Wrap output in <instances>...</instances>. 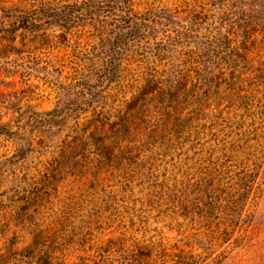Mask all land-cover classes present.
<instances>
[{"label": "rangeland", "instance_id": "374dc122", "mask_svg": "<svg viewBox=\"0 0 264 264\" xmlns=\"http://www.w3.org/2000/svg\"><path fill=\"white\" fill-rule=\"evenodd\" d=\"M127 1L158 24L124 45L109 107L77 98L75 79L96 77L80 66L104 53L85 17L45 43L0 36V264L41 251L56 264H264V30L243 31L251 0ZM38 2L0 0V20ZM171 74L194 87L176 112L150 97L130 133L108 125L97 149L68 146L95 131V107L110 119Z\"/></svg>", "mask_w": 264, "mask_h": 264}, {"label": "trees", "instance_id": "16d2710c", "mask_svg": "<svg viewBox=\"0 0 264 264\" xmlns=\"http://www.w3.org/2000/svg\"><path fill=\"white\" fill-rule=\"evenodd\" d=\"M133 5L127 0H71L64 4L56 3L55 0H39L33 5L34 10L31 13L9 11L8 15L0 20V36L13 44L19 33L30 34L32 35L31 42L45 43L55 38L71 36L76 27L73 25L76 18L80 20L85 17L91 22L89 23L91 27L101 34L100 40L104 53L99 59L94 58L87 61L88 67L80 66L81 72L95 74L96 77L94 81L88 79L82 82L80 79H75V86L78 90L77 98L81 104L80 108L89 107L88 104L94 102H97V106L99 103V106L104 104L103 106L109 107V102H113L114 99L110 96L112 86L117 84L118 77L124 73L125 60L122 57L124 45L130 39L137 38L141 29L158 24V21L140 19L136 16ZM254 27H261L264 30V0L248 1L247 9L243 13V31L249 32ZM76 74H80V71ZM193 77L191 76L192 83L193 79L201 78L198 73H194ZM207 80L211 78H206L205 81ZM190 84L191 82L183 79H176L174 74L146 79L139 95H135L132 100L124 103L127 105L126 110L122 109L110 119H105L102 111H99L100 108L95 107L94 117L86 122L89 126L99 124L95 127V131L79 130L68 146L73 150L90 145L97 149L96 136L104 126L108 125L112 126V132L116 135L130 133L134 126L133 111L137 107H142L150 97L159 104L169 105L170 110L176 112L178 106L183 103L184 97L189 98L191 92L194 91V87L190 88ZM97 92L105 94L97 95ZM104 95H109V97L104 98ZM78 101L71 105L78 107ZM104 101L107 102L104 103ZM200 102L204 100L200 99ZM174 114H168L170 121L175 118ZM76 118L77 125L80 126L79 118ZM34 258L36 264H56L54 255L48 252L41 251ZM174 264L192 263L178 257Z\"/></svg>", "mask_w": 264, "mask_h": 264}]
</instances>
